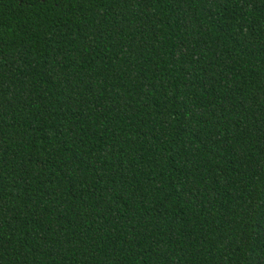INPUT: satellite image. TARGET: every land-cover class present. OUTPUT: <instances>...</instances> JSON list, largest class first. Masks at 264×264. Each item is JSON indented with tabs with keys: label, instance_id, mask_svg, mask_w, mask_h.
<instances>
[{
	"label": "trees",
	"instance_id": "1",
	"mask_svg": "<svg viewBox=\"0 0 264 264\" xmlns=\"http://www.w3.org/2000/svg\"><path fill=\"white\" fill-rule=\"evenodd\" d=\"M0 264H264V0H0Z\"/></svg>",
	"mask_w": 264,
	"mask_h": 264
}]
</instances>
